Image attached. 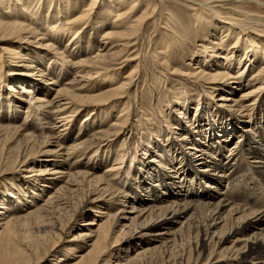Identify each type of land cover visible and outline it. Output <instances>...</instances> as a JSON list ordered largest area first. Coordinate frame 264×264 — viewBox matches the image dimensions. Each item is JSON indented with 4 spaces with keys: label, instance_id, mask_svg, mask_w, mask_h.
<instances>
[{
    "label": "bare ground",
    "instance_id": "obj_1",
    "mask_svg": "<svg viewBox=\"0 0 264 264\" xmlns=\"http://www.w3.org/2000/svg\"><path fill=\"white\" fill-rule=\"evenodd\" d=\"M186 1L214 12V3L248 0ZM161 4L0 0V264H264V122H254L262 116L264 81L247 83V67H239V44L256 46L243 50L253 57L249 66L264 55V34L251 24L214 12V32L197 45L209 61L166 68L168 86L174 76L205 81L219 98L215 107L191 99L193 116L179 101V119L168 113L171 119L148 130L131 170L138 180L122 179L127 152L108 155L133 133L137 115L121 100L139 67L123 69V48ZM167 46L157 43L161 67ZM229 50L237 51L234 72ZM118 73L120 84L102 78ZM262 74L264 68L255 77ZM113 107L120 114L108 120ZM87 216L93 218L74 235Z\"/></svg>",
    "mask_w": 264,
    "mask_h": 264
},
{
    "label": "rangeland",
    "instance_id": "obj_2",
    "mask_svg": "<svg viewBox=\"0 0 264 264\" xmlns=\"http://www.w3.org/2000/svg\"><path fill=\"white\" fill-rule=\"evenodd\" d=\"M160 1L162 2L161 4L162 6L160 5L161 12L160 11L157 12L154 19L151 18L147 21L146 28L141 33L136 35L132 40L133 45L132 46L126 45L123 48V52H122V56H123L122 60L124 59L128 60L122 64V66L126 64L125 67H123L124 70L128 69V71H130L131 68H133L132 66H135L137 63L139 64L138 70L135 71L133 74L134 79L136 81H132L131 85L128 87V89H126V93L124 97L121 98L122 102L126 104L127 108H131V106L137 107L136 108L137 115L133 123L134 125L133 133H130L129 136L127 137L122 136L119 139H117L116 142L114 143V146L110 148V153L108 155H112V153L117 150H124L125 152H127V155L125 156L123 161H124V166L126 165V168L128 167L129 169L127 168L128 172L127 170L124 172V174L122 175V179L124 180V182L130 184H133L135 180H138V178L134 175V173L131 170L137 164V161L143 152V148L145 147V144H147L145 141V137L143 136L148 133V130L150 128L153 129L154 127L162 126L160 125V123L162 122L163 117H165V119L167 118L171 119L170 117H168L167 115L168 113L169 115L171 114V117L175 115L177 116L176 118L179 119V117L182 115V114L180 115L179 113L180 112L179 108L181 106L180 102L182 101H186V103H188L187 106L191 105L188 115L193 116L195 113L196 104H190L191 99L194 100L198 99V101L207 99V103L210 106L211 105L214 106L213 104H215V102H217L219 98L217 96V92L211 91L213 88V84L206 83L205 81H189L190 79H187L185 81L180 77L174 76L173 80L175 81H172V84L168 86L167 81H170L171 78L167 77V72H166L167 70L166 68L168 66H175L177 69L186 68L184 65L187 66V64L190 62L191 59H197V60L200 59V61L202 60L201 62H203V60L209 61V57L211 56L201 53L200 47H198L197 45L200 44V42H198L199 40L204 39V33L206 35L209 32L212 33L214 32L215 30L214 23L215 21L218 20L217 19L218 17L215 16V13H217V15H220L221 17L233 18L234 20L239 21L238 23H240V25L242 26L244 24L245 25L251 24L250 27L251 29L254 30L255 34L261 36L264 34V6L259 5L255 1L248 0V1H244L242 4L238 3L237 5L233 4L231 1H226L223 3L217 2L213 4L214 6L213 9L215 13L210 11V9L200 8V6H192V4L187 2L186 0H160ZM258 1L264 3V0H258ZM165 8H167V10ZM164 12H167L165 14L166 17L163 15ZM164 18L166 20H164ZM159 24L162 25L159 26ZM159 27H164L161 28L163 31L161 30L162 34L160 35H158ZM262 37L264 38V36ZM211 38L215 39V37H211ZM158 40L159 41L163 40L164 42H168V46L165 49V52L168 55V57L166 58V62L162 67L159 66L158 58H157L158 57L157 43L159 42ZM240 47H243L245 49ZM255 47L256 46H253V48ZM238 48L241 50L242 59L244 62V64L240 65L239 67H242L243 65L247 67L246 72L244 73V75L248 73L246 76L248 80H246V82L248 83V81H254L253 84H256L255 87L259 86L260 82L264 81V74H262L259 77H255V76L258 71L264 68L263 65L264 55H262L259 58L260 60H257L256 63L251 64V66H249L251 62L250 61L248 62L247 60H249V58L253 59V57H250L251 54L249 53L248 56L246 54L245 56L243 50L246 51L247 48L248 50L249 49L252 50L253 48L250 46L247 47L243 43L239 44ZM229 51H230L229 54L230 57L234 58L232 65L230 66L231 69L230 71L234 72L235 70L237 71L236 59L238 58L233 56H235L237 51L236 50L233 51L229 50ZM186 55L188 56L186 57ZM172 57L173 60L169 59ZM195 63L196 62H194V64ZM204 64L205 62L201 65L204 66ZM195 65L200 67L198 63ZM207 65L209 64L207 63ZM204 67L207 66L205 65ZM250 70H252V72ZM119 74L120 73L109 75L107 77H102V78L104 80L113 81V84H120L123 81H119L120 80L118 78ZM1 75L3 76L4 73L1 72ZM159 81H164V85L156 89V86L157 84H159ZM97 84H99V81H94L93 85L96 86ZM161 89H165V91L164 90L161 91ZM263 100L264 98H262V103L260 106V108L262 107L261 108L262 116L254 120V122L257 124L261 121L264 122ZM119 104L120 102L117 103V106H119ZM257 106H258V100L255 103L254 107ZM192 111L194 112L192 113ZM257 111L258 109L255 112ZM219 112H216L215 114H219ZM119 114L120 112L118 107H113L112 110L107 115L104 114V117H108V120H110L113 119L114 117L117 118ZM86 116L87 113L83 112L82 116L80 117V120H83L84 118H86ZM218 117L216 119H219ZM224 120H227L228 121L227 124H228L229 122H231V116L230 115L225 116ZM96 123L102 125L104 124V121H101L100 123V118H99L96 120ZM77 126H79V122L77 123ZM71 131L72 133H77L76 132L77 129L75 128V126L74 128L71 129ZM176 135L170 134V137L173 138L176 137ZM138 141L140 142V144ZM127 143H129V145H127ZM142 144L144 145V147ZM104 148H100L99 155L104 154L103 156L105 157L106 152H104ZM128 155H130V157L132 155L133 157L128 158ZM126 168L124 167V169ZM103 169H105V167ZM247 172L250 173L251 179L252 176H255L254 174H252V171H245V170L242 171V173L244 174H247ZM237 175H239V173H237L236 176ZM244 177H246V175H244ZM244 185L245 183L243 181H240L238 186L239 187L238 191L243 190ZM91 218L93 217L90 216L89 218V216H87L85 217L84 220L82 219L83 221L79 220L78 223L75 225L74 229H72L74 231V235H76L78 231L82 229V225L85 222L89 221ZM71 234H72L71 237H74L72 232ZM67 240H71V239H67ZM131 250L133 249L131 248ZM155 256L159 259V254H156ZM114 260L115 259L111 261ZM100 264H103V262Z\"/></svg>",
    "mask_w": 264,
    "mask_h": 264
}]
</instances>
